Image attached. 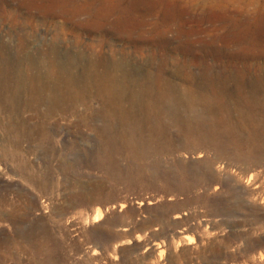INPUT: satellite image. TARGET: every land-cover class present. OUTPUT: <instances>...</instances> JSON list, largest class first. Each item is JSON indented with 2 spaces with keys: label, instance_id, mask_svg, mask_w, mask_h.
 <instances>
[{
  "label": "rangeland",
  "instance_id": "1",
  "mask_svg": "<svg viewBox=\"0 0 264 264\" xmlns=\"http://www.w3.org/2000/svg\"><path fill=\"white\" fill-rule=\"evenodd\" d=\"M3 1L21 22L39 8L82 26L3 16L10 53L23 37L34 53L54 39L71 57L123 50L132 74L158 71L172 94L110 117L96 99L30 112L19 143L0 126V264H264V0H29L31 12ZM106 16L167 61L117 37L101 44Z\"/></svg>",
  "mask_w": 264,
  "mask_h": 264
},
{
  "label": "bare ground",
  "instance_id": "2",
  "mask_svg": "<svg viewBox=\"0 0 264 264\" xmlns=\"http://www.w3.org/2000/svg\"><path fill=\"white\" fill-rule=\"evenodd\" d=\"M13 1L16 3V7H20L26 12L29 11L27 8L28 5L29 7L31 5L29 0ZM7 7L8 4L0 0V21H2L1 18L4 16L9 22L20 23L21 19L8 17L10 13H6L8 12L6 11ZM31 9L36 14L34 13V16L30 17V19L28 16V18L23 17L22 28L27 26L38 28L45 24L47 16L49 18H58L57 20L61 18V20L68 22L65 27L72 23L71 28L77 30V32L82 28L81 23L76 20L78 17L76 13L63 12L58 14L49 12L47 15L42 9ZM107 18V16L106 18L103 17L104 22L96 30L101 44H104L108 40L107 38H116L117 36L114 32H122L118 29L114 32L106 29L109 26ZM50 22L52 23V21ZM123 22L120 18L117 24H122ZM57 23L54 25L56 29L60 30L62 26L65 29L64 25L59 28ZM79 36H76L78 44ZM117 38L123 46H132L141 54H144L148 48L151 51L150 61H159V54L154 50L153 45L148 47L149 44L145 45V42L125 41L123 38ZM17 41L19 43L14 48L16 51L12 53L5 45L0 46V126H3V129L8 134H13L17 143L28 139L29 135L32 134L29 132L27 121L21 119L22 115L30 112H34L36 116L47 117L57 110L66 111L78 104L85 105V103L96 99L102 104L103 114L106 117H110L113 112L117 116L121 105L124 104L134 109L139 104H151L150 100L162 101L164 99L165 101L169 95L171 97L170 83H161L162 78L159 77L158 71L153 73L145 72L147 74L140 77L132 74L125 61L128 56L123 50L119 54L121 56L120 59H115L118 54L117 51L112 50L109 55H104L100 51H96L92 46L88 48L87 54L71 57L66 52H63L64 54L61 53L62 51L59 50L60 43H58L60 41L57 42V39L51 41L46 50H43L42 44L39 43L38 49L36 51L34 49L35 53L31 52L32 50L30 51L25 37ZM168 52L169 50L167 49L163 56H168ZM160 59L167 61V58ZM43 106L47 107L45 114L39 112ZM112 109L113 112H111ZM127 115L129 116V110L124 111L120 115L118 124L112 126L108 123L105 126L102 133L108 132V140L114 131L121 132L123 124L126 127ZM4 149L6 153H9V148L5 147ZM151 205L152 203H149L146 206ZM141 206L146 207L144 204H140L139 207ZM102 216V212L98 210L94 223L98 224Z\"/></svg>",
  "mask_w": 264,
  "mask_h": 264
}]
</instances>
